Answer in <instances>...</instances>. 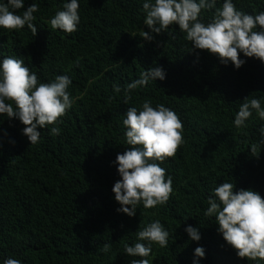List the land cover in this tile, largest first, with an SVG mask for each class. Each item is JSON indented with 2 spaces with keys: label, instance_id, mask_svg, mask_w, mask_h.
<instances>
[{
  "label": "trees",
  "instance_id": "obj_1",
  "mask_svg": "<svg viewBox=\"0 0 264 264\" xmlns=\"http://www.w3.org/2000/svg\"><path fill=\"white\" fill-rule=\"evenodd\" d=\"M33 2L39 5L37 35L27 26L0 29V58H23L43 82L68 75L74 103L59 135L41 129L36 145L22 134L19 120L0 117V261L130 264L139 257L127 256L124 246L159 219L170 232L169 245H153L151 264H193L197 247L205 250L199 264H250L203 213L210 191L225 181L264 199V121L254 113L247 128L233 125L240 103L264 96V63L241 54L246 63L236 70L206 51H190L178 26L175 39L161 33L152 42L143 40L140 31L150 30L142 0H79L80 24L71 35L48 24L64 0H25V9ZM233 2L249 14L264 11V0ZM209 16L203 13L205 22ZM153 67H162L166 79L134 91L131 103L123 92H113L114 84L123 88ZM145 99L178 114L184 143L161 165L173 177L168 204L147 210L141 205L128 217L117 212L112 188L121 177L114 162L130 147L123 115ZM254 143L256 156L250 152ZM188 226L199 229V242L190 239Z\"/></svg>",
  "mask_w": 264,
  "mask_h": 264
},
{
  "label": "clouds",
  "instance_id": "obj_2",
  "mask_svg": "<svg viewBox=\"0 0 264 264\" xmlns=\"http://www.w3.org/2000/svg\"><path fill=\"white\" fill-rule=\"evenodd\" d=\"M218 3L221 0H142L143 23L150 31L141 30L139 37L152 42L155 35L168 33L175 39L172 31L178 26L191 44L190 51H206L221 64H231L236 70L246 63L240 58L241 54L264 63V11L253 15L239 10L233 0H222L220 7ZM79 9V0H64L61 10L48 21L50 28L69 35L75 33L80 24ZM38 11L39 5L34 2L25 9V0H0V29L20 31L27 26L35 37L38 28L34 24V13ZM204 12L210 13L207 22ZM165 79L164 69L153 67L139 73L137 79L123 88L114 84L113 92L117 95L123 92L124 102L129 104L134 91ZM71 87L72 79L68 75H57L43 82L23 58L3 56L0 58V117L19 120L24 125L22 134L30 145H36L41 140V129H48L50 135H59V124L74 103ZM254 113L264 121V96L251 95L239 104L234 127L247 128ZM123 116L125 142L130 147L123 154H117L114 163L121 179L115 182L112 192L120 206L117 212L135 217L141 205L147 210L168 204L173 177L166 175L161 165L174 157L184 143L183 125L173 110L164 104L154 107L150 99H145L139 107H128ZM259 133L264 142V127ZM257 150V144H252L253 156ZM206 204L204 216L214 218L218 233L236 255L250 264H264V199L261 195L252 190L237 191L235 184L225 181L210 191ZM185 230L192 241L201 240L198 228L188 226ZM135 237L137 242L124 246L127 256L139 257L130 264H151L148 258L153 253V245L167 248L170 232L157 219L139 228ZM110 247L106 244L103 251L108 252ZM204 258V248L197 247L193 264H199ZM0 264H22V261L9 257Z\"/></svg>",
  "mask_w": 264,
  "mask_h": 264
}]
</instances>
